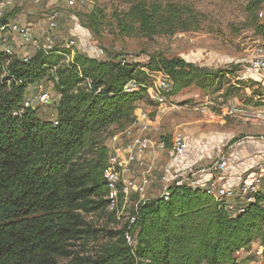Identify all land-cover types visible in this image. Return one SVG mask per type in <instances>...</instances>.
I'll use <instances>...</instances> for the list:
<instances>
[{"label":"trees","instance_id":"obj_1","mask_svg":"<svg viewBox=\"0 0 264 264\" xmlns=\"http://www.w3.org/2000/svg\"><path fill=\"white\" fill-rule=\"evenodd\" d=\"M255 3L249 13L264 0ZM116 23L122 35L147 38L200 28L199 16L189 7L145 2L117 16ZM8 60L0 47V264L250 263L238 254L255 240L264 245V195L245 214L231 218L212 199L187 188L172 189L167 202L156 199L139 207L134 248L126 242V226L109 232L114 242L95 254L74 250L98 235L86 215L107 209L109 155L99 136L131 124L136 104L145 98L143 86L133 93H126V86L133 81L146 86V70L163 72L175 96L192 87L205 91L218 77L222 81L220 74L162 56L151 57L146 65L83 55L63 64L64 56L41 52L28 63L15 58L7 65ZM41 81L52 82L61 96L53 107L57 125L31 110L13 115L28 87ZM194 202L210 206L207 212L197 210ZM196 212L208 218L203 229L191 223Z\"/></svg>","mask_w":264,"mask_h":264},{"label":"rangeland","instance_id":"obj_2","mask_svg":"<svg viewBox=\"0 0 264 264\" xmlns=\"http://www.w3.org/2000/svg\"><path fill=\"white\" fill-rule=\"evenodd\" d=\"M32 1L21 0L24 6L17 14L22 15L24 23L36 28H46L49 19L56 16L57 29L53 35L67 53L74 52L75 56L83 55L99 62L116 59L140 65L148 64L155 56L181 58L222 76V81L218 77L205 91L192 87L173 96L171 110L161 117V134L166 143L171 145V138L177 132L190 137V157L196 159L198 169L207 168L220 150H228L231 146H234L231 151L239 159L235 164L240 163L241 155H264V80L255 81L254 77L242 82L238 79L248 73L247 62L253 49L264 45V19L260 17L263 5L254 13L248 11L250 6H257L256 0H82L83 4L75 9H67L60 3L50 9L45 5L36 7ZM140 2L189 7L199 16L200 28L195 32L153 38L122 35L117 27V16ZM72 41H76V47L70 45ZM69 45L70 49L67 48ZM67 62L65 59L63 64ZM47 84L54 88L53 84ZM144 99L149 107L150 100L146 96ZM197 106H204L206 112L193 111ZM230 106H241L258 117L250 120L230 118L225 115V109ZM36 112L44 121H52L55 117L53 107ZM114 129L99 136L104 146ZM163 159L167 162L165 153ZM138 201L134 196L124 205L125 208L121 205L114 213L106 209L86 215L88 226L98 235L90 242L77 243L74 250L95 254L103 245L114 242L107 234L128 225V216L135 213ZM192 205L197 210L205 208L206 212L210 206L203 207L201 202ZM207 222L208 218L199 212L191 220L196 229H203ZM261 245L260 240L253 241L250 249L241 251L238 257L249 259V264H264ZM61 262L68 263L67 260Z\"/></svg>","mask_w":264,"mask_h":264},{"label":"built area","instance_id":"obj_3","mask_svg":"<svg viewBox=\"0 0 264 264\" xmlns=\"http://www.w3.org/2000/svg\"><path fill=\"white\" fill-rule=\"evenodd\" d=\"M32 2L36 7L45 5L47 9L55 3L63 4L67 9H75L83 4L82 0ZM23 6L21 0H0V21H3L0 26V47L1 52L9 58L7 65L15 58L28 63L39 52L62 55L67 63L72 61L75 53H67V50L62 49L59 40L53 35L57 29L56 16L49 19L46 28L32 27L23 22L21 14H17L18 9ZM260 17L264 19V5ZM70 45L76 47V41L70 42ZM247 63L248 73L264 80V45L260 44L253 49ZM248 73L242 74L238 79L242 82L249 80ZM6 74L5 72L3 76ZM148 75L150 82L146 86L133 81L126 86L125 91L133 93L143 86L151 105L147 107L145 99L139 101L132 123L111 132L105 145L109 155L104 173L107 210L114 213L119 211L121 205L125 208L124 205L131 202L134 196L139 200L135 213L128 216L126 242L133 248L136 241L132 231L139 207L151 200L169 201L174 188H187L191 192L204 194L231 218L245 214L264 195V155L241 157L240 163L235 164L239 159L231 151L234 147L231 146L228 150H220L211 164L201 170L196 167V159L190 157V137L186 133L174 134L171 148H167L166 140L162 138L160 122L161 117L171 110L173 82L163 72H150ZM60 98L53 88L48 87L47 81L35 83L28 87L21 107L13 115L19 117L27 110L36 112L54 107ZM203 107L197 106L193 111L204 113L206 109ZM225 115L239 120L258 117V114L249 113L241 106L227 107ZM52 121L54 125L58 124L55 117ZM163 153L168 158L167 162L162 161ZM260 250L263 252V244Z\"/></svg>","mask_w":264,"mask_h":264},{"label":"crops","instance_id":"obj_4","mask_svg":"<svg viewBox=\"0 0 264 264\" xmlns=\"http://www.w3.org/2000/svg\"><path fill=\"white\" fill-rule=\"evenodd\" d=\"M263 31H264V29H263ZM248 74H249V79H254V77H255V79H254L255 81H258V80L261 81V80H263V79H261L259 76L255 75V74H253V73H250V72H249ZM113 128H114V127H113ZM241 157H243V158H248L247 155H245V156L242 155Z\"/></svg>","mask_w":264,"mask_h":264}]
</instances>
